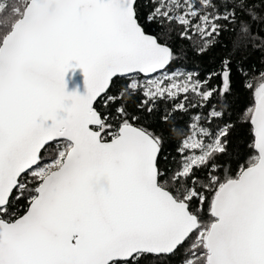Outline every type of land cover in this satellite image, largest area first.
Returning a JSON list of instances; mask_svg holds the SVG:
<instances>
[{
	"label": "snow or ice",
	"instance_id": "6c2138e0",
	"mask_svg": "<svg viewBox=\"0 0 264 264\" xmlns=\"http://www.w3.org/2000/svg\"><path fill=\"white\" fill-rule=\"evenodd\" d=\"M148 8L0 0V264H169L177 255L180 264H264V73L241 115L251 154L230 174L220 158L235 127L225 119L231 59L218 88L207 86L211 74L167 70L178 58L173 32L196 55L225 32L232 55L264 53V0H149ZM154 25L159 34H146ZM75 69L84 95L65 91ZM136 96L149 114L171 102L163 123L209 109L170 129L182 137L173 165L163 131L129 113Z\"/></svg>",
	"mask_w": 264,
	"mask_h": 264
},
{
	"label": "trees",
	"instance_id": "16d2710c",
	"mask_svg": "<svg viewBox=\"0 0 264 264\" xmlns=\"http://www.w3.org/2000/svg\"><path fill=\"white\" fill-rule=\"evenodd\" d=\"M141 11L147 13L149 8V0H139ZM146 34L158 35L159 26L154 25L146 29ZM168 43L172 46L174 51L178 53V58L168 67V71H181L183 73L198 74V79L211 78L208 87H220L222 75V62L225 58L231 59V92L227 96L229 104L228 114L225 116L226 120H230L235 127L229 135V156L220 158L221 162H228L229 172L234 173L238 167L237 161L241 164L251 154L249 144L251 138L248 126L242 122L241 115L254 104V88L258 85L260 73H264V53L249 51L247 54L232 55V36L225 32L217 42L216 46L209 50L204 55H196L193 47L187 40H180L178 34L173 32ZM251 82L253 89L244 87L245 83ZM112 92H116L113 88ZM142 97L136 96L127 100V108L129 113H134L140 117L137 126L149 127L157 132L163 131L165 136L164 153L168 156L167 163L173 165V158L179 160V154L176 149L182 139L174 131H170L173 126L185 127L189 122L193 113L202 112L206 114L208 108H189L187 112H176L169 119L167 123H163L160 117L169 111L172 107L171 102H158L154 108L153 113L149 114L146 110L138 109L135 105L139 103ZM183 97H181L182 99ZM187 104L188 101H185ZM215 103V100H213ZM97 108L103 111V106L97 104ZM213 128L216 124L212 125ZM186 130V128H185ZM55 147V145H53ZM201 173H197L200 175ZM146 264H158L155 260H148ZM169 264H180V256L173 257Z\"/></svg>",
	"mask_w": 264,
	"mask_h": 264
},
{
	"label": "water",
	"instance_id": "95a60500",
	"mask_svg": "<svg viewBox=\"0 0 264 264\" xmlns=\"http://www.w3.org/2000/svg\"><path fill=\"white\" fill-rule=\"evenodd\" d=\"M65 91L68 94L75 92L78 95H84L86 92L82 70H70L65 75Z\"/></svg>",
	"mask_w": 264,
	"mask_h": 264
},
{
	"label": "rangeland",
	"instance_id": "374dc122",
	"mask_svg": "<svg viewBox=\"0 0 264 264\" xmlns=\"http://www.w3.org/2000/svg\"><path fill=\"white\" fill-rule=\"evenodd\" d=\"M177 72H181V71H177ZM181 73H183V72H181Z\"/></svg>",
	"mask_w": 264,
	"mask_h": 264
}]
</instances>
